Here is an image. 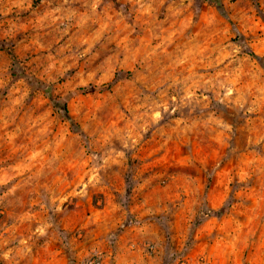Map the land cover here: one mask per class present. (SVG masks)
<instances>
[{
    "label": "rangeland",
    "instance_id": "obj_1",
    "mask_svg": "<svg viewBox=\"0 0 264 264\" xmlns=\"http://www.w3.org/2000/svg\"><path fill=\"white\" fill-rule=\"evenodd\" d=\"M222 3L0 0V264H264V0Z\"/></svg>",
    "mask_w": 264,
    "mask_h": 264
},
{
    "label": "trees",
    "instance_id": "obj_2",
    "mask_svg": "<svg viewBox=\"0 0 264 264\" xmlns=\"http://www.w3.org/2000/svg\"><path fill=\"white\" fill-rule=\"evenodd\" d=\"M203 1H212V2H215L220 9L223 8L222 0H203ZM30 81H32V79H30Z\"/></svg>",
    "mask_w": 264,
    "mask_h": 264
}]
</instances>
